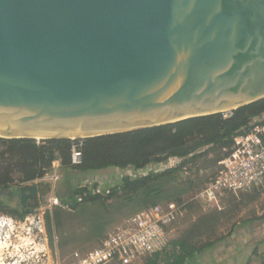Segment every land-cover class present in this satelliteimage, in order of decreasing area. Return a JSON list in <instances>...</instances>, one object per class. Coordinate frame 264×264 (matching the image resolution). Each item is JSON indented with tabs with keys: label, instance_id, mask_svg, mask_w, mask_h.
<instances>
[{
	"label": "water",
	"instance_id": "1",
	"mask_svg": "<svg viewBox=\"0 0 264 264\" xmlns=\"http://www.w3.org/2000/svg\"><path fill=\"white\" fill-rule=\"evenodd\" d=\"M263 99L264 0H0V139L86 144Z\"/></svg>",
	"mask_w": 264,
	"mask_h": 264
},
{
	"label": "trees",
	"instance_id": "2",
	"mask_svg": "<svg viewBox=\"0 0 264 264\" xmlns=\"http://www.w3.org/2000/svg\"><path fill=\"white\" fill-rule=\"evenodd\" d=\"M262 114H264V99L233 111L229 117L213 114L190 118L159 127L92 138L88 139L86 144H82L80 140L68 139L46 140L39 143L33 139H0V162L3 163L0 167V190H8L13 186L25 189L32 184L38 189V195L28 200L26 208L22 206L19 211L10 209L11 212L0 209V213L24 220L43 203L45 204L52 187L43 180L54 171L56 162H60L62 168L87 173L108 168L140 170L173 158L182 160L178 166L164 172H151L142 177L121 176L113 185H108V189L102 194H94L93 189L98 185L90 187L79 184L71 198L57 196L63 205L69 206L72 211L77 210L82 203L101 202L105 205V201H113L121 197H124L128 204L136 203L139 212L165 202L185 203L180 202L179 199L189 195L195 184L190 177L187 182L181 183L180 190L172 195L165 196L168 193L166 186L177 185L180 176L185 175L200 161L210 158L213 153L219 156L215 160V164L218 165L231 152L235 139L249 131L250 123ZM79 142L82 160L80 164H73V146ZM59 168L55 169L56 173ZM18 184L30 185L21 187ZM262 189L264 186L251 193L234 196L241 201L254 197ZM224 202L220 212L230 213L227 212ZM59 211L64 212L61 208H55L52 213L48 212L46 215L47 231L52 247H55L54 228L59 232L64 226L63 220L58 224ZM103 236L104 234H99L97 238L101 239ZM221 240L223 238L202 246L187 239L174 240L171 242V251L162 255L157 254L145 264H186L192 257L213 247ZM66 245L67 242L62 240L58 247L63 249ZM254 257L253 264H256L257 260L264 264V254L258 256L256 252Z\"/></svg>",
	"mask_w": 264,
	"mask_h": 264
},
{
	"label": "built area",
	"instance_id": "3",
	"mask_svg": "<svg viewBox=\"0 0 264 264\" xmlns=\"http://www.w3.org/2000/svg\"><path fill=\"white\" fill-rule=\"evenodd\" d=\"M232 112L228 111L223 116L229 117ZM80 145L79 142L73 146V164L81 163ZM170 160L172 161L168 167L154 172H164L182 162L178 158ZM152 166L149 165L140 170L133 168L124 170L122 176H146L153 172ZM54 168L58 167L54 166ZM46 178H49V175ZM50 179L54 182L52 191L45 204L36 210L37 213L30 214L24 220L0 216L1 245L4 240L11 238V236L4 235V230L12 231L17 224H23L27 228L26 233L32 235L30 249L33 251H29V248H17L15 256L10 254L11 256L6 259L2 258L5 264H145L155 255L171 251L170 228L182 218L187 206L186 202L180 204L171 201L147 208L124 220L112 232L104 235L95 249L86 253L75 251L66 262H62L60 259L53 260L50 255L46 215L48 212H53L55 208L71 209L69 206L63 205L55 194L56 171ZM86 181L90 187L98 185L96 189H93L94 194H102L111 184L110 180L104 178L94 180L91 178ZM263 186L264 114L250 123L249 131L235 139V145L229 155L218 163L215 176L197 192L193 199L202 202L207 207H216L218 210H222L223 200L228 195L251 193ZM79 200L81 201V199Z\"/></svg>",
	"mask_w": 264,
	"mask_h": 264
},
{
	"label": "rangeland",
	"instance_id": "4",
	"mask_svg": "<svg viewBox=\"0 0 264 264\" xmlns=\"http://www.w3.org/2000/svg\"><path fill=\"white\" fill-rule=\"evenodd\" d=\"M218 157L219 156L217 154L213 153L210 158L200 161L192 168L190 167L191 169H189V171L185 175L179 177V183L177 185L166 186L168 193L165 196L172 195L180 190L181 183L187 182L188 178L190 177L191 180L195 182V184L192 186L189 195L179 200L180 202L183 201L186 203L195 201L193 198L195 197L197 192H199L201 187L205 186V183H207L208 179L213 178V176L216 174L218 165L215 164V160ZM171 161L172 160L164 163L153 164V172L168 167ZM55 164L54 166H56ZM59 164L60 168L57 171V182L55 184V194L59 197L71 198L73 196V193L78 188L79 184L88 185L86 181L87 179L92 178V180H94L104 178L110 180L109 182L111 183V185H113L116 177L118 175L122 176V173L120 171L118 173L116 168H108L103 171H91L82 173L76 172L70 168H62L60 162ZM2 165L3 163L0 162V167ZM53 170L54 171L49 174V178H45L43 180V182L51 184V187L54 184V182H52V180L50 179V177L55 175V169ZM28 185L30 184H24L20 186L25 187ZM22 190L23 189H21L19 186H13L8 190H0V209H2L3 211L7 209V212H11L10 209L16 211L21 210ZM47 198L48 196L46 197V200ZM224 203L227 206V212L236 215L234 217L235 220L239 219L238 216H240L244 212L243 209H247L245 212L248 215L250 213H254V210H256L255 205H252V207L249 208V206L251 205L250 203L253 202H251L247 198L240 201L238 198H235L234 195L227 196ZM240 207H242V209ZM63 210L64 212L59 211L60 214L59 217L57 216V220L58 224L60 223V220H63L64 226L59 232L54 228L53 235L55 237V247L51 246L49 239L51 257L55 261L60 259L62 262L68 261L72 253L75 251L86 253L95 249L100 242V239L97 238V235H106L107 233L112 232L124 220L134 216L139 212L137 211L139 210L138 205L134 202L129 204L126 203V199L124 197L118 198L113 201H105V205H102L101 202L97 204L82 203L77 207V210L75 211L66 209ZM239 212H241V214H238ZM35 213H37V211L33 214ZM0 216L11 217V215H6L4 213H0ZM190 222L191 218L188 219L186 217L183 220L182 225L187 227ZM4 231V235L6 234V236H11V238H7L3 241V244L0 245L1 258L6 259L7 257L11 256L10 254H12V256H15L17 254V250L15 249L17 248H31L30 242L32 241V235H28L26 233L27 228H25L23 224H17V226L12 230L13 232L9 230ZM18 236H20V239H18ZM62 240L66 241L67 245L65 248L60 249L58 245ZM29 251L32 252L33 250L30 249Z\"/></svg>",
	"mask_w": 264,
	"mask_h": 264
},
{
	"label": "crops",
	"instance_id": "5",
	"mask_svg": "<svg viewBox=\"0 0 264 264\" xmlns=\"http://www.w3.org/2000/svg\"><path fill=\"white\" fill-rule=\"evenodd\" d=\"M55 165L60 164L56 162ZM117 171L124 173V170ZM120 177L118 175L115 181ZM248 200L253 202L249 208L255 205L256 210L248 215L247 209H243L242 214V211L238 213L241 214L238 220L234 218L236 215L221 213L216 207H207L202 202L187 203L182 218L170 228L171 240L187 239L198 246L220 238L223 240L192 257L186 264H253L256 252L258 256L264 254V189ZM186 217L191 218L187 227L182 225ZM256 264L261 263L257 260Z\"/></svg>",
	"mask_w": 264,
	"mask_h": 264
},
{
	"label": "bare ground",
	"instance_id": "6",
	"mask_svg": "<svg viewBox=\"0 0 264 264\" xmlns=\"http://www.w3.org/2000/svg\"><path fill=\"white\" fill-rule=\"evenodd\" d=\"M79 133H78V137H85L86 136V133L82 131V129L78 130ZM76 136V134H73V135H60V134H42V135H35L33 138H35L36 140L38 141H44V140H47V139H51V138H68V137H74ZM40 141V142H41ZM1 245V244H0ZM0 264H5L3 259L0 257Z\"/></svg>",
	"mask_w": 264,
	"mask_h": 264
}]
</instances>
